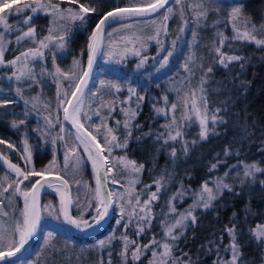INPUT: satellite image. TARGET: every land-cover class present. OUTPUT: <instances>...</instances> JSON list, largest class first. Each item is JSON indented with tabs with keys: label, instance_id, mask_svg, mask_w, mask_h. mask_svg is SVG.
<instances>
[{
	"label": "trees",
	"instance_id": "trees-1",
	"mask_svg": "<svg viewBox=\"0 0 264 264\" xmlns=\"http://www.w3.org/2000/svg\"><path fill=\"white\" fill-rule=\"evenodd\" d=\"M59 2L60 7L64 9L78 8V5L69 4L67 0ZM136 2L138 0H79L80 4L94 8L95 12L89 13L85 17L86 24H82L79 20L67 24L70 32L64 50L55 48L53 44H50L45 50L41 63L44 61V65L48 69L43 77L40 75L39 79L36 78L41 81L40 83L26 78L19 81L10 80L5 69H0V100L15 101L7 108H0V140L6 142L0 144V150H2L0 153L24 167L25 161L21 155L22 136L11 126V123L25 119L32 124L36 117L40 118L41 114L53 111L57 105V84L60 85L61 79L59 74H55L56 68L58 67L64 73L69 72L74 67V60H78L84 68L88 59L89 36L99 19L114 8L128 6ZM185 3L180 12L171 14L167 22V35L164 36L167 41H172V39L177 41L184 33L181 39L183 53L176 56L175 61L172 62L171 65L174 68H182L190 54H195L197 57V65L205 66L223 26V23H220V11L229 10L234 3L241 4L242 18L258 26L264 24V0H186ZM200 3L205 9H208L206 17H197L196 15L201 9L196 8L195 5ZM164 12L165 9L144 17L114 20L108 25L107 32L112 33L111 29L113 30L124 21L141 20L145 23L148 22L141 36L154 34L156 25H152L150 20L156 18L155 22H160L158 18L162 19ZM52 19L51 16L42 13L33 17L38 37L41 38L48 34ZM164 23L165 21L161 24ZM183 25L186 27L185 30ZM194 33L195 40L193 39ZM122 34L124 35V32ZM134 34L138 36L140 31ZM106 38L109 43L112 41L113 35L111 37L107 35ZM140 43L139 47L134 48L139 51V56L135 55L136 51H134L126 53L115 66L106 65L104 62L99 64L85 91L86 100L82 109L81 122L86 126L100 124L103 121L108 127H114V119L118 115L117 103L119 99H116L117 95L114 91L112 96L105 94L106 89L101 86L102 81L105 84L112 82L122 86H139L142 91L147 90L146 92L156 89L159 81L158 59H156L158 57L157 44L149 41L148 44L144 41L145 46L148 44L149 48L139 49L141 48ZM36 46L37 44L27 38L20 42L11 39L5 47L4 60L10 61L22 51ZM224 50L230 55H237L243 59L232 61L227 67L216 63L212 66L213 72L208 74L205 85L207 104L208 109L214 111L219 118L216 131L210 133L206 140H200L198 127L195 124L189 126L186 129L184 140L188 143L189 151L185 155L183 152L184 142L182 144L176 140L164 143V139H157V135L163 133L164 128L154 112L153 105L146 98L141 104L137 117L132 121V138L129 140L127 148H117L111 152L109 164L115 160L113 156L119 154L134 160L137 165H144L143 170L138 174V183L134 185L132 193L133 197L139 195L141 202L147 199L151 192L156 191L155 181L163 178L161 180L162 187L158 193L159 198L152 201L150 227H146L145 231L138 235L136 220L133 219L125 230L123 225L128 219L127 214L124 215L123 220H118L121 201L114 203V214L106 227L93 236L82 237L73 234L65 226L63 216L59 217L56 225H50L46 216L35 243L25 254L6 261V264L20 262L22 258L28 259L30 261L28 264H124L125 258L121 256L124 242L120 239L121 235H127L130 240L137 241L141 246L149 244L153 238L157 241L163 240L164 223L172 221L169 211L170 198L176 197L171 200V204H175L184 197L179 193L188 190L189 194L185 196V202L191 203L195 191L204 182H208L215 175L225 177V173H227L226 180L236 188L232 192L225 190L223 195L212 202L211 208L198 210L195 225L189 224L184 236L176 242L177 247L173 249V255L179 257L182 262L190 261L191 264H218L220 256L228 255L230 249L231 237L226 227L235 225L236 243L240 249L242 263L258 264L262 262L264 248L259 242L263 241L257 240L255 232L258 226H264V184H261V181H264V172L256 173L254 178H244L243 166L256 163L264 169V46L258 47L252 42L234 41ZM53 52L56 56L55 63L52 59ZM143 57H147L146 62L137 68V64ZM75 71L77 72V69ZM200 74L201 68L196 67L195 75L191 81L193 86L199 80ZM182 86H187V84L183 83ZM17 89L22 91L23 98L17 94ZM40 90L46 95V98L40 105L36 104V107H33L32 98ZM97 92L101 95H94ZM25 100H29V103L25 104ZM45 100H47V108L44 106ZM113 100L115 111L110 112L108 102ZM100 103H104L105 106L99 109L101 115L96 116L94 110ZM89 104H91V110L88 108ZM9 107H13L12 110ZM83 112H88L92 117L91 120H85ZM5 113L6 115H4ZM42 119L43 122H46L44 117ZM30 127L25 131L24 136L27 142L32 145L33 169L42 171L48 168L53 159L57 160L62 167L64 163L59 158L57 147L51 142L52 140L50 143L41 141V138L35 134V131L30 130ZM91 130L102 142L105 129L101 128L99 132H95V129ZM43 134L46 138L45 131ZM123 134L124 132L121 133V139H123ZM66 136L69 138L70 144H76L82 154V165L78 173L79 185L74 182L73 178L64 175L70 181L72 197L75 198L77 193L79 194V187V189L85 188L86 194L96 187V174L88 154L84 151V146L76 139L77 133L67 124ZM138 136L139 140L136 139ZM51 138L49 137V139ZM46 140L48 139L46 138ZM193 140L197 141L195 145L191 143ZM7 143L13 147L9 148ZM173 149L176 150L175 157L171 156ZM225 152L228 154L225 155ZM104 153L107 154V150ZM213 163L217 164V168L210 170ZM52 172L62 175L61 168H54ZM112 173L108 175L110 178H115L118 186L129 185V180L133 177V174L123 170L119 164H116ZM5 174L15 177V174L9 172L0 161V178H3ZM38 178L39 176L30 177L21 185V188L30 185ZM241 179H244L243 184H239ZM145 185H151V187L145 188ZM7 195L6 193L5 196ZM86 198L85 195L81 203H84ZM59 201V194L54 189L49 188L43 193L42 203L45 210L49 208L45 206L50 205L58 213ZM3 203L6 204V201ZM22 207L23 198L18 195L15 197V209L8 207L5 209L12 216H16L19 213L18 209ZM75 212L76 208L73 205L72 214L75 215ZM7 217L10 221V217ZM1 218L5 219V216H0V225H4L5 222H2ZM118 221L119 223H117ZM176 231L178 232L179 229ZM48 232L53 233V238L49 244H45ZM110 237L114 238L109 240ZM100 240L109 242H104L101 245ZM135 247L136 245L129 246L127 264H149L152 259V251H162L156 245H152L142 252L139 260L134 261L131 258V252ZM1 264H5V262Z\"/></svg>",
	"mask_w": 264,
	"mask_h": 264
},
{
	"label": "snow or ice",
	"instance_id": "snow-or-ice-1",
	"mask_svg": "<svg viewBox=\"0 0 264 264\" xmlns=\"http://www.w3.org/2000/svg\"><path fill=\"white\" fill-rule=\"evenodd\" d=\"M69 4L78 5L77 9L73 8H61L59 4L52 3L51 0H28V2L24 3L20 7L13 9L7 15H0V27L3 28V32H0V65H4L7 67H12L15 69L9 79L15 77L16 80H21V78H26L30 81H34L36 83H40L41 81L36 80V74L34 68L29 67V60H35L42 58L44 53L43 49L49 47L50 44H53L55 48L59 50H64L66 44L68 42V34L70 29L67 24H60L59 21H70L75 22L79 20L82 24H86V16L89 13H94L95 9L91 7H87L83 4L79 3V0H67ZM181 0H176V3H180ZM19 3V0H0V13H4L6 9L11 8L13 4ZM168 4V0H138L136 3H131L126 7H117L112 11H108L104 14V16L99 19L98 23H96L95 28L93 29L91 35L89 36V42L87 44L88 51V59H87V67L84 69L78 60H74L73 69L67 73L61 72V70L57 67L55 70V74H59L63 76L65 79H70L72 82L69 85V90H64L61 95L60 88L61 86L57 84V106L63 107L64 120L71 122L73 127L77 129V137L76 139L80 141V144L84 146V151L88 154L89 160L92 162L93 169L95 171L96 178V187L91 190V192L86 194V200L84 203H81L79 194L73 198L70 195L69 185L70 181L66 179L62 175H57L56 179L60 181L59 185H55L51 182L45 185L41 182V180H36L35 182H31L30 185H25L21 188V185L24 184L25 181H28L32 176H39L42 179L47 175L52 174V170L56 166V161L53 159L50 162L48 168L42 171H35V169L31 170H22L17 164L11 163L6 156L0 153V160H3L4 164L8 166L11 172L15 173V177H10L7 174L3 178H0V215L9 216L10 221H5L4 225H0V261H6L8 258L16 256L17 253H20L22 249L25 248V245L29 242V240L36 234L38 224L41 219V211L42 207L40 205V193L41 190L45 187L53 188L59 194V209L57 213V219L60 216H63L64 221L71 225L72 227L78 230H86L94 228L95 226H99L102 221L109 214V209L113 206L114 200L113 196H117V198L121 201L120 204V216L124 217L125 212L127 211L128 219L124 223L123 227L126 230L129 225L132 223L133 219L136 220V228L137 234H141L145 231L146 227L151 226L152 221V210L151 205L152 201L157 200L158 193L162 187L161 179L155 181L156 191L151 192L148 195V198L141 202L140 196L136 195L132 196L134 191V185L138 183V174L143 170L144 165L137 163L134 160H130L127 156H120L115 158L112 164L108 163V158L111 157V152L113 148H124L126 149L129 143V140L132 138V121L137 117L138 112L137 109L140 108L142 102L145 97L137 92V90L133 87H128L127 91L129 95L127 98L121 103L127 104L129 103L133 97L135 100V108H121V112L124 115L125 119L123 122L117 120L116 124L119 125L123 123V127L125 132L123 134V139H120L119 136L114 134L116 129L108 127L103 121L100 124L93 125H85V123L81 122L82 109L85 105L86 94L85 89L88 85V79L91 75V69L95 59L98 55H105L108 57H112L114 55H120L121 59H123V52H127L129 49L127 46L123 49V52H118L115 49H112V42H109L110 51H104L102 53V48L104 47V36H105V25L111 18L112 20L125 19V18H139L148 15H152L154 13L160 12L161 9H165V12L162 13L163 21H167L169 19V14L173 11L171 7L165 8ZM196 8H200L201 11L197 12V17L204 16L206 17L208 9H205L203 4L195 5ZM25 12H30V15L23 16ZM38 13H43L45 15L51 16L53 19L50 22V27L48 28V34L44 36L42 39H36V31L35 27L32 25L31 21L35 15ZM16 15L23 17L21 20L17 21V24H23L27 26L26 31H22V35L17 36V42L24 40L25 38L30 39L34 44H37L38 47L28 48L25 51H22L20 55L16 56L14 59L10 61H5L4 51H5V32H10L16 25H10L8 23V17ZM242 15V6H235L231 9L230 18L235 21L240 18ZM153 24H156L155 21H152ZM248 21L245 19L244 24L245 27L242 31L237 30L235 39L246 40L249 42H254L258 47L264 46V24L260 26L259 29L256 28L255 25L248 27ZM123 28L132 29L133 25L130 23L124 24ZM183 31V29H181ZM161 32L164 35H167V25L166 23L157 25L154 29V34L146 35L144 37L137 36L133 33L130 37H121L122 40L128 43H132L133 41L141 42V41H151L155 40L157 45L159 46V51L165 52L166 54L161 57L160 67H164L168 64L169 58L173 55L175 49V41L172 42L171 50L165 49L163 41L160 39ZM109 37L112 36V33H107ZM193 39L195 40V33L193 34ZM223 38L220 39L219 44L223 45ZM140 47L144 48L145 43L141 42ZM217 56L219 57L216 61L220 65L227 67L229 63L232 61H239L243 59L237 55H225L221 52L220 47L215 49ZM139 56V51L134 53ZM53 63H55L56 56L53 52L52 55ZM147 60V57H143L140 62L137 64V68H140ZM197 57L195 54H190L182 67L186 76L183 78L182 83L187 84V91H184V94L179 97L178 101L175 103H171L170 109L172 113H175L178 108L181 109L180 116L177 118L175 115L172 116L170 122L162 125L166 129V132L159 133L157 135V139H164V143H168L169 140L176 141L178 138H182L183 131L181 125L185 126L189 122H199V138L200 140H206L208 137L209 129H208V104H207V91L205 85L207 83L208 74L213 72V67L211 64L208 66L197 65L196 63ZM119 62V61H118ZM77 67H80L81 70L79 73L75 71ZM196 67L201 68V74L199 80L196 82L195 86L192 85V77L195 75ZM45 74V70L41 69V77ZM51 74V73H50ZM52 74V75H55ZM101 86L106 89V95L112 96L113 91L118 93L123 90V86L118 83L109 82L105 84V82H101ZM180 91L179 89L177 90ZM17 94L22 96V91L17 89ZM94 95H101L99 92ZM163 100L165 104H168V96L164 95ZM33 107H36V102L40 101V97H33ZM14 100L3 99L0 100V108H7L8 105L14 104ZM29 100H25V104H28ZM108 105L110 106V112L115 111L114 100L109 101ZM46 108L48 104L44 105ZM104 103H100L97 108L94 110V114L96 116H100L101 113L99 109L104 107ZM155 112L158 115H164L166 118L168 113L166 112L164 107H156L153 105ZM88 108L91 110V104L88 105ZM6 115V113L4 114ZM83 118L85 120H91V116L88 112H83ZM46 122L49 125H52V119L49 117H45ZM58 120V117H57ZM212 123L215 124L217 122V117L212 115L211 117ZM24 120H20L19 124H24ZM18 126L17 122H12V127L16 128ZM139 127V125H136ZM101 128L105 129L104 139L103 141H99L97 136L91 129H95V132H99ZM61 132L64 131L63 127L60 129ZM109 137L111 138L109 140ZM166 137V138H165ZM63 137H61L62 139ZM137 140L140 137H136ZM115 142V143H113ZM4 140H0V144H5ZM55 143V141H53ZM193 145L197 143V141L193 140L191 142ZM103 144V147H102ZM111 145V146H109ZM9 148L13 146L8 144ZM107 150L108 157L102 155V153ZM25 153H28L27 145L25 146ZM189 151V146L187 142H184L183 152L187 155ZM228 153L225 152V155ZM171 156H176V150L173 149L171 152ZM31 161L30 153L26 157H22ZM116 164L122 166L123 170L133 174V177L129 180V189L126 190L127 193V209L124 206L125 194H117L112 191L107 190L106 183L108 182V174L113 172ZM68 167V156H65V168ZM217 164L213 163L211 165V169H216ZM103 172V175L101 174ZM264 172V169L257 166L256 163L252 164H244L243 166V177L249 178L255 177L256 173ZM227 176V173L224 174ZM79 184V181H75ZM112 182H117L113 179ZM240 183H244V179L240 180ZM261 184H264V181H261ZM151 187V185H145V188ZM227 190L229 192L233 191V185L226 182L223 177H218L214 181V186L209 187L208 182H204L201 185L200 192L196 193L193 199V203L186 209L183 213H179L173 217L171 222L165 221L164 223V239L161 241H157L153 238L149 244L139 245L137 241L130 240L127 235H121L120 239L123 240V251L121 252V256L125 258L124 264H127V252L130 245H136L135 249L131 252V258L134 261L139 260L142 252L152 245H156L157 248L162 249V251H152V259L149 261V264H191V262H182L179 257L173 255V249L177 247L176 242L184 236L185 230L189 227V221L191 225L194 226L197 220L195 215V211L198 208L209 209L212 207V202L218 199L223 192ZM8 194L5 196V194ZM180 195L183 192L179 193ZM21 196L23 198V207L18 209L19 215L12 216L11 213L3 211L4 207H8L10 209H15V197ZM176 197L173 196L169 200V211L175 213L176 209L171 204V200H174ZM6 201V204L3 203ZM75 205L76 212L73 215L70 212V209ZM45 207H51L47 205ZM91 214V215H90ZM119 223V221L117 222ZM6 225V226H5ZM179 229L177 232L176 230ZM226 230L231 237L230 250L232 253L231 260L224 262V264H238L240 261V249L236 243V227L233 225L232 227H226ZM255 236L257 240H264V227H257ZM53 238V233L48 232L47 237L45 238V244H49L51 239ZM114 237H110L109 240ZM104 242H101L103 245ZM187 255V253H184Z\"/></svg>",
	"mask_w": 264,
	"mask_h": 264
},
{
	"label": "rangeland",
	"instance_id": "rangeland-1",
	"mask_svg": "<svg viewBox=\"0 0 264 264\" xmlns=\"http://www.w3.org/2000/svg\"><path fill=\"white\" fill-rule=\"evenodd\" d=\"M59 1L51 0L52 3H56V4L60 5ZM172 1H171L172 4L169 7H171L173 11L169 14V18L171 16V14L173 15L175 13L180 12L181 8H183V6L186 4L185 3L186 0H181L180 3H176V0H172ZM225 1H231V0H225ZM26 2H28V0H19V3L13 4L11 6V8L6 9L5 12L4 13H0V15H7L13 9H15L17 7H20L21 5H23ZM238 5L241 6V4H239V3H234L229 10L225 11V9H224L223 11H220V23H223V26L221 27L220 33H219V35H218V37H217V39L215 41L216 42L215 45L213 46V48L211 50L210 58L207 61V63L205 64V67L208 66L209 64H211V66H213L214 64L217 63L216 61L219 58L217 56L216 51H215V49L217 47H220L221 52L224 53L225 55H230L228 52H225L224 48L227 47L231 42L239 41V42L251 43V42L246 41V40L235 39L236 31L237 30L242 31L244 29V27H245V24H244V20L245 19L244 18L240 17V18H238L235 21H233L230 18L231 9L233 7H235V6H238ZM220 10H221V8H220ZM28 15H30V12H25L23 14V16H25V17L28 16ZM22 18L23 17L16 16V15H12V16L8 17V23L10 25H16V28H14L10 32H5L4 33L5 40H6L5 47L10 42L11 39H16L17 40V36L22 35V31H26L27 30V26L26 25L17 24V21L21 20ZM158 20L161 23L163 22V20L160 19V18H158ZM150 21H156V18L153 19V20H150ZM160 22H156V24L152 23V25H156V26L160 25L161 24ZM167 22H168V20L165 22L166 25H167ZM31 23L35 27L36 39L37 40L42 39L44 36L41 37V38L38 37L36 26L33 23V19L31 21ZM59 23L60 24H70L71 22L70 21L61 20V21H59ZM127 23L132 24L133 28L132 29L123 28V25L127 24ZM147 25H148V22L145 23L144 21H141V20H129V21L122 22L121 25L116 26V28H113V30L111 29L112 35H113V38H112V41H111L112 42V49H115L118 52H123V49L125 48V46H127V48L129 50L127 52H123V56H125L126 53L136 51V50H134V48L137 47V46L139 47V43L140 42L133 41L132 43H128L126 45V42L124 40H122L121 37H130V36H132V33L139 32V31H140V35H138V36H141L143 34V30H144L145 26H147ZM252 25H255V24L253 22H249L248 23V27H251ZM255 26H256L257 29H259L261 25H259V26L255 25ZM183 29L184 30L186 29V27L184 25H183ZM3 31H4L3 28L0 27V32H3ZM123 32H124V35L122 34ZM107 33L108 32H107V28H106L105 36H104L105 43H104V47H103L102 53L104 51L112 50V49H109V47H108L109 43H108V40L106 38L107 37ZM164 36H165L164 33L161 32L160 39L163 41L164 48L168 49V50H171V45H172V42L174 40L172 39V41H169V40L167 41L166 39H164ZM183 36H184V33L182 34L180 40L175 41V49H174L173 55L169 58L168 64L166 66H164V67H160V61H161V57L163 55H165L166 53L162 52V51H159V46L157 45L158 57H156V59H158L157 72H158L159 81H158V83L156 85V89L152 90V91L149 90V92H146L147 90L142 91L139 86H134L133 87V88H135L137 90V92L139 94L143 95L145 97V99L147 98L149 100V102H151L152 105H155L156 107H164L165 108L166 112L168 113L167 118L164 115H158L155 112V110H154V112L157 115V117L161 120V126L165 125L168 122H170V120H171L173 115H175L177 118H179L180 112H181L180 108H178L175 113H172L171 109H170V105H171V103L177 102L179 97H181L184 94V91H187V87H188V86H182V84H183L182 80L186 76V73L184 72L183 67L182 68H180V67L174 68L171 65L172 62L175 61L176 56H178L181 53H183L182 52L183 41L181 40ZM141 37H143V36H141ZM221 38H223V41H224L222 46L219 44V41H220ZM142 42H144V41H142ZM149 42L153 43V42H156V41L155 40H151ZM146 43H148V41H146ZM252 43H254V42H252ZM148 44L144 48H139V49H145V48L148 49L149 48ZM36 47H38V45ZM46 49L42 50L43 53H45ZM3 59H4V57H3ZM120 59H121L120 55H114L112 57H108V56H105V55L102 54L101 55V59H100V63L104 62L106 65L115 66L118 63V60H120ZM41 60H42V58L35 59V60H32V59L29 60V67L30 68H34V71H35V74H36V78H38V79L40 77L41 69H44L45 71H46V69H48V68L45 67L44 61L41 63ZM86 67H87V65L84 66V69ZM1 68L5 69V72L7 73V77L8 78H9V76H11L13 71H15V69H13L12 67H7V66H4V65H0V69ZM76 69H77V73H79L80 70H81L80 67H77ZM65 73H67V72H65ZM60 77H61V79H60V86H61L60 92H61V95H62L64 90H69L70 91L69 85L71 84L72 81L70 79H65L61 75H60ZM92 79H93V77L91 78L90 82L92 81ZM10 80L18 81V80L15 79V77H13ZM128 87L129 86H123V90L121 92H118V93L115 92L116 95H117L116 99H119V100H118V103H117V105H118V109H117L118 115L114 119V127H113V129H116V132L114 134L119 136L120 139H121V133L125 132V129L123 127V123H121L119 125L116 124L117 120L123 122V120L125 119V117L122 114L120 109L121 108H128L130 106L135 108V100H136L135 97H133L132 100L129 103H127V104L121 103V101L125 100L127 98V96L129 95V93L127 91ZM130 87H132V86H130ZM178 89L180 90L179 92L177 91ZM57 91H58V89H57ZM164 95L168 96V101L169 102H168L167 105L165 104V102L163 100V96ZM37 96L40 97V101L36 102V104L40 105L43 102L44 98H46V95H44L42 93V91L40 90L39 93H37L33 97H37ZM56 97H57V94H56ZM46 101L47 100H45V103H46ZM12 108L13 107H9L10 110H12ZM139 109H137V112L139 111ZM207 115H208V129H209L208 135H209L210 133H212V132L217 130V126H218V123H219V118L216 115V113L214 111H211L210 109H208ZM212 115H215L217 117V122L215 124L212 123V120H211ZM49 116L52 119V125H49L47 122H43L42 118L44 117V120H45V117H49ZM57 117H58V120H57ZM63 117H64L63 107H58L56 105V107L50 113L41 114L40 118L36 117L32 124H30L31 123L30 121L25 120V119H23L25 121L24 124H19L20 120L16 121L18 126L16 128H14V129L18 133H20L21 136H22V139H21V141H22V143H21V147H22L21 148V155L23 157H26L29 153H30V156H31L32 145H30L29 142H27V140H26V138L24 136L25 131L29 130L30 126H31L30 130L35 131V134L38 135L41 138V141H43V142L46 141L47 143H50V140H52L51 141L52 143H53V141H55V143H53V144L56 145V147H57V154L59 155V158H61L62 162L64 163L62 165V167H61L59 165V162L57 160H55L56 161L55 168H61L63 176L64 175L70 176L75 181H79L80 182V180H78V173H79V169H80V167L82 165V154H81V151H80V149L78 148V146L76 144H70V140L66 136V122H65ZM39 119L42 120V122H40ZM193 124H195L198 127V132H199L200 131V127H199V122L198 121L189 122L186 126L184 124L181 125L182 131H183V136H182V138H178L177 140H179V142H182V144H183V142L185 140L186 129L189 126L193 125ZM11 126H12V123H11ZM61 127H63V129H64L63 132L60 131ZM50 129H52V131H50ZM44 131H45V134H46V138L48 140H46V138L44 137L45 136L43 134ZM164 132H166L165 128H164L163 133ZM49 137H52V138L49 139ZM61 137H63V138L61 139ZM169 141H171V140H169ZM172 142H175V141H172ZM113 143H115V142H113ZM7 144H9V143H7ZM26 145H27V148H28V153H25V151H24ZM109 146H111V145H109ZM115 149H117V148H113L112 150H115ZM0 151L2 152V150H0ZM66 155L68 156V167L67 168H65V156ZM105 155H106V157H108V153L107 154L105 153ZM120 156H123V155L115 154L113 156V159H115L117 157H120ZM23 159L25 161V165H24L25 169L26 170L33 169L32 157H31V161L30 162H28V160L25 159V158H23ZM128 159H130V158H128ZM108 160H109L108 161V163H109L110 162V157L108 158ZM52 173H54V172H52ZM57 174H59V173H57ZM60 175H61V173H60ZM218 177H223V175H215V176H213V178H211L208 181L209 187H213L214 186V181ZM223 178L226 180V177H223ZM249 178H252V177H249ZM113 179L115 180L114 177L110 178L109 175H108V186H109V189H110V191H112L114 193H117V194H125L124 206L127 209L128 206H127V193H126V190L129 189V185L118 186V182H112ZM226 182L229 183L227 180H226ZM239 184H241V183L239 182ZM77 185H79V184H77ZM79 188H78L79 197H80V201L82 202V200H84V198H85L86 191H85V188H81V189H79ZM235 188H236V186L233 185V190ZM200 190H201V187H199L195 191V194L200 192ZM55 192H57V191H55ZM188 194H189L188 190H184V192L182 194V195H184V197L180 198V200L177 201V203L175 202V204L174 203L172 204L175 207V209H176L175 213L170 212L172 219L177 214L183 213L193 203V200H192L191 203H189V202L186 203L185 202V200H186L185 196L188 195ZM77 195H78V193H77ZM113 200H114V203L120 201L117 198V196H115V195L113 196ZM199 209H202V208L196 209V211H195L196 217H197V212H198ZM3 211L6 212L5 207H4ZM42 213H43V219H42V224L41 225L44 224V220L46 219V216L48 218L47 220L51 223L50 225H52V224L56 225L58 223L57 222V220H58L57 219V211L53 207L47 208L45 210L43 208V203H42ZM113 214H114V204L112 206L111 218H112ZM125 214H127V211L125 212ZM18 215H19V213L16 216H18ZM0 216L2 217V215H0ZM127 216H128V214H127ZM1 220H2V222L8 221V217L5 216V219L1 218ZM118 220H123V218H121V216H120V211H119V215H118ZM189 224H191L190 221H189ZM39 234H40V232H39ZM102 241L103 242H109V241H106V240H100L99 241L100 244H101ZM262 241L263 242H259V243H261V245H263V248H264V240H262ZM231 256H232V253H231V250L229 249L228 250V255L225 254V255H221L220 256V258L218 259V264H224V262H227V261L231 260ZM28 263H30V261H28V259L22 258L20 260V262L12 263V264H28ZM238 264H243V263L240 260L238 262ZM258 264H264V254H263L262 262H260Z\"/></svg>",
	"mask_w": 264,
	"mask_h": 264
},
{
	"label": "water",
	"instance_id": "water-1",
	"mask_svg": "<svg viewBox=\"0 0 264 264\" xmlns=\"http://www.w3.org/2000/svg\"><path fill=\"white\" fill-rule=\"evenodd\" d=\"M171 1L172 0H168V4L165 6V8L171 3ZM122 7H126V6H122ZM115 9V8H114ZM113 10V9H112ZM112 10H110V11H112ZM162 10H164V9H161L160 11H162ZM107 13V12H106ZM154 14H156V13H154ZM104 16V15H103ZM102 16V17H103ZM101 17V18H102ZM100 18V19H101ZM114 20H112L111 18L109 19V21L106 23V25H105V30H106V28L108 27V25L110 24V23H112ZM102 51H103V48H102ZM102 55V54H101ZM101 55H98L97 57H96V59H95V62L93 63V66H92V69H91V75H90V78L88 79V84L90 83V80H91V78L93 77V75L95 74V72L97 71V68H98V66H99V64H100V59H101ZM87 87H88V85H87ZM87 89V88H86ZM86 89H85V91H86ZM66 122V124L72 129V130H74L76 133H77V129L75 128V127H73V125L71 124V122H69V121H65ZM78 134V133H77ZM98 139V138H97ZM99 140V139H98ZM100 141V140H99ZM103 147V146H102ZM4 155V154H3ZM102 155H104L105 157H106V155H105V153L103 152L102 153ZM4 156H6V155H4ZM7 157V159L11 162V163H14V164H17L22 170H26L21 164H19L18 162H16V161H14V160H12L10 157H8V156H6ZM1 161V163L4 165V167L9 171V172H11V170L8 168V166L6 165V164H4V162H3V160H0ZM11 173H13V172H11ZM15 174V173H14ZM102 175H103V172L101 173ZM57 175H60V174H57V173H52V174H50V175H47L46 177H44L43 179L41 178V177H39L37 180H41V182L42 183H44L45 185H47V183H49V182H51V183H55V182H53V181H56L57 179H56V176ZM57 181H59V180H57ZM55 185H57V184H55ZM106 188H107V190H109L110 191V189H109V186H108V182L106 183ZM47 189H49L48 187H45V188H43L42 190H41V193H40V205H41V207H42V196H43V193L47 190ZM69 191H70V195H71V197H72V190H71V186L69 185ZM70 212L72 213V208L70 209ZM111 214H112V207L109 209V214H108V216L105 218V220L104 221H102L101 222V224L99 225V226H95L94 228H91V229H86V230H78V229H76V228H74V227H72L71 225H68L65 221V226L67 227V229L70 231V232H72L73 234H75V235H77V236H82V237H87V236H93V235H95V234H97V233H99L100 231H102L105 227H106V225L108 224V222L110 221V219H111ZM42 219H43V213H42V211H41V219H40V222H39V224H38V227H37V231H36V234L29 240V242L25 245V248L24 249H22L21 250V252L20 253H17L16 254V256H14V257H11V258H8L7 259V261L8 260H11V259H14V258H18V257H20V256H22L23 254H25V252L35 243V241H36V239L38 238V235H39V232H40V228H41V224H42ZM4 261H0V264L1 263H3Z\"/></svg>",
	"mask_w": 264,
	"mask_h": 264
},
{
	"label": "bare ground",
	"instance_id": "bare-ground-1",
	"mask_svg": "<svg viewBox=\"0 0 264 264\" xmlns=\"http://www.w3.org/2000/svg\"><path fill=\"white\" fill-rule=\"evenodd\" d=\"M53 182H55L54 184H57V185H59L60 184V181H53Z\"/></svg>",
	"mask_w": 264,
	"mask_h": 264
}]
</instances>
